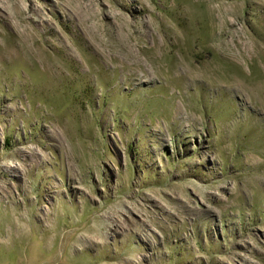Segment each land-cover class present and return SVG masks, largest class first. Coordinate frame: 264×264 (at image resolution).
Here are the masks:
<instances>
[{
    "label": "rangeland",
    "instance_id": "rangeland-1",
    "mask_svg": "<svg viewBox=\"0 0 264 264\" xmlns=\"http://www.w3.org/2000/svg\"><path fill=\"white\" fill-rule=\"evenodd\" d=\"M0 264H264V0H0Z\"/></svg>",
    "mask_w": 264,
    "mask_h": 264
}]
</instances>
